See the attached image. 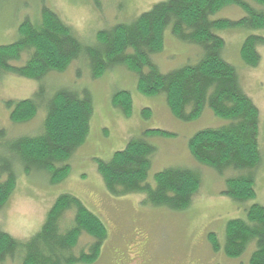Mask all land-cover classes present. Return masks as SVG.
Masks as SVG:
<instances>
[{"label": "trees", "instance_id": "1", "mask_svg": "<svg viewBox=\"0 0 264 264\" xmlns=\"http://www.w3.org/2000/svg\"><path fill=\"white\" fill-rule=\"evenodd\" d=\"M250 1L164 0L129 23L98 31L97 43L90 46L82 45L54 11L41 5L37 18L25 16L19 21L15 40L0 44L2 74L19 75L41 84L32 97L3 104L14 124L28 122L39 110L43 112L39 132L16 138L13 151L22 159L36 162L51 183H59L68 173L69 159L88 136L92 102L87 89L79 92L61 88L47 93L44 77L50 72L63 73L78 59L85 61L90 79L122 65L137 75L138 92L163 95L176 119H197L207 107L228 120L224 125L195 132L187 141V149L198 163L226 176L225 195L238 202L253 201L255 170L261 162L259 111L243 90L235 67L223 57L225 42L215 33L217 29L236 26L263 28L264 0ZM229 6L240 8L244 15L235 20L212 18ZM167 27L174 38L200 50L194 62L164 72L153 56L163 48ZM259 43H264V37L256 34L243 39L239 57L245 65L254 67L259 63ZM75 74L81 76L79 68ZM111 103L126 117L130 115L132 98L127 90L117 91ZM149 114L148 108L142 110L143 117ZM171 135L166 130L147 129L114 151L109 160L96 159L108 194L120 197L144 193V202L151 206L184 209L200 183L198 171L169 166L155 172L152 182L147 181L155 147L146 138ZM13 169L9 160L0 163V208L16 185ZM244 214V218L227 221L223 245L210 233V246L214 252L221 250L233 259L252 244L248 264H264V206L253 201L245 207ZM82 235L91 241L74 253ZM107 236V228L97 215L77 197L63 193L56 198L40 230L28 241L20 243L0 230V264L18 258L17 252L21 253L20 264L90 263L99 256Z\"/></svg>", "mask_w": 264, "mask_h": 264}, {"label": "rangeland", "instance_id": "2", "mask_svg": "<svg viewBox=\"0 0 264 264\" xmlns=\"http://www.w3.org/2000/svg\"><path fill=\"white\" fill-rule=\"evenodd\" d=\"M161 1L164 0H0V44L15 40L19 21L25 16L37 18L43 4L71 28L82 45L90 46L97 43L98 31L110 29L117 23H129ZM243 15L240 8L229 6L212 18L235 20ZM215 33L225 42L223 57L235 67L243 90L259 111L261 162L255 170L253 201L264 206V43L256 45L260 54L256 66L245 65L239 57L243 39L249 34L264 37V27L236 26L217 29ZM163 39L162 50L153 56L161 71L197 59L200 49L174 38L169 27L164 30ZM77 68L81 71L80 77L75 74ZM136 81L137 75L122 65L106 70L97 79H90L89 69L81 59L72 62L63 73L50 72L44 77L43 83L49 87L47 90L44 86L47 93L61 88H75L79 92L87 89L92 102L85 142L69 159L67 175L59 183H51L49 175L36 162L22 159L12 149L16 138L39 132L43 112L39 110L28 122L14 124L3 105L8 100L32 97L41 84L34 79L0 72V131L4 130V135H0V163L11 161L16 175V185L0 208V230L20 243L28 241L40 230L56 198L67 193L80 199L97 215L108 233L94 261L75 264H248L252 244L240 257L230 259L221 250H212L208 235L214 233L223 245L227 221L244 218L245 207L253 201L238 202L225 195L226 176L198 163L187 149V141L195 132L224 125L228 120L214 115L207 107L197 119H176L169 112L163 95H142ZM120 90H127L132 98L131 113L127 117L111 103L113 95ZM145 108L150 111L147 118L142 116ZM147 129L173 133L146 138L155 147L148 182L153 181L155 172L169 166L188 167L200 174V183L184 209L151 206L144 202V193L119 197L109 195L105 189L96 159L109 160L114 151L122 149L130 139ZM90 241V237L80 236L74 253ZM15 256L18 258L6 260L4 264H20L21 253Z\"/></svg>", "mask_w": 264, "mask_h": 264}]
</instances>
